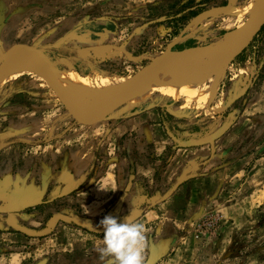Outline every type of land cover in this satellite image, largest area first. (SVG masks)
Returning a JSON list of instances; mask_svg holds the SVG:
<instances>
[{
    "label": "rangeland",
    "instance_id": "obj_1",
    "mask_svg": "<svg viewBox=\"0 0 264 264\" xmlns=\"http://www.w3.org/2000/svg\"><path fill=\"white\" fill-rule=\"evenodd\" d=\"M261 1L0 0V64L5 52L13 45L43 48L57 73L67 75L76 71L92 85L94 91L102 93L111 86H120L132 79L167 50L207 45L224 39L249 20ZM62 40H65L63 46L54 48ZM219 60L224 63V60ZM207 79L205 86L214 89L209 103L189 100L168 88L157 91L138 105L127 108L126 104L105 122L142 111L149 112V109L162 114L168 125L176 122L170 127L177 134V141L167 151L148 156L149 161L160 169L158 184L163 187V193L181 176L172 177L171 171L165 175L166 167L172 164L175 149L191 145L203 150L207 157L212 149L209 139L227 126L226 132L215 141L216 164L212 169L224 172L223 181L210 200L212 205L191 221L188 228L192 232L181 234L182 244L186 246L183 248L181 244L177 247H182L181 250L174 252L166 248L156 264H190L195 261L193 256L197 247L209 244L212 252L215 247L220 249L214 251V255L222 260L218 264H225L230 258L235 264H240L247 257L253 258L252 261L249 259V264H264V204L253 207V218L252 214L247 215L243 211L227 213L231 221L221 217L227 202L240 204L241 201H237L239 194L256 193L257 179L264 172V29L241 56L223 70L222 76L211 74ZM169 110L180 115L181 119L173 121L171 118L176 117L169 114ZM28 114L33 115L29 117ZM3 116L19 120L18 124L26 129V135L18 139L9 135L11 129L8 128L14 127L12 124L15 122H6L2 128L0 142L7 143L8 147L12 142L17 143L13 144V154L25 147L32 151V147L50 137L58 136L62 143L69 135L73 140H79L82 135H76V129H84L88 133L83 135L93 136L90 145L94 140L100 143L106 138L102 133L106 123L94 126L79 124L69 115L53 88L33 68L4 83L0 91V117ZM20 117L25 119H18ZM111 126L114 124L110 123ZM52 130L54 133L49 135ZM37 133H41V137ZM60 136L63 137L61 140ZM68 143L74 144L72 140L64 144ZM107 147L109 145H102L100 149L103 152ZM30 151L25 153L32 158L35 152ZM28 167L31 166L24 168ZM216 208L220 211H215ZM234 222L235 228L246 229L234 235L233 244L226 254L223 251L225 247H222L221 228H232L231 223ZM4 229L7 228H0V264L111 262L110 258H101L98 249L91 248V243L85 248L66 247L74 234L68 228L56 230L52 237L49 234L53 228H30L32 232L42 234L39 238L21 235L17 230H8L10 234H6ZM156 242L153 244H159V239ZM149 249L147 244L143 264L149 257ZM177 252L178 261L173 262Z\"/></svg>",
    "mask_w": 264,
    "mask_h": 264
},
{
    "label": "crops",
    "instance_id": "obj_2",
    "mask_svg": "<svg viewBox=\"0 0 264 264\" xmlns=\"http://www.w3.org/2000/svg\"><path fill=\"white\" fill-rule=\"evenodd\" d=\"M74 39L75 37L72 38ZM155 111L149 109V112L142 111L101 122L106 123L102 128L106 138L100 143L94 140L93 145L89 144L93 136L83 135L88 133L84 129L74 130L76 135H82L79 140H73L72 135L66 137L64 143L72 140L74 144H64L58 141V136L50 137L43 140L44 143L32 147V151L25 147L19 152L17 149L16 154L12 151L13 144L17 143L12 142L8 147L7 143L0 142V228H7L3 233L10 234V231H14L13 224L28 230L53 228L49 234L51 237L56 230L68 228L74 234L66 247L85 248V245L91 246V243L92 249H98L102 245L103 235L99 221L106 215L120 219L129 215L136 222L144 224L145 247L148 244L150 248L159 239L160 243L155 245L168 248L171 252L184 248L186 245L182 244L181 234L185 231L192 232L188 228L191 221L208 211L209 205H212L210 200L215 197L223 181L224 170L212 169L216 164L215 151L211 150V154L205 157L203 150H198L197 147H177L171 158L172 164L166 167L165 175L171 171L172 177L181 176L163 193V187L158 184L160 169L149 161L148 156L165 152L172 147L170 145L177 141V134L170 125H176L173 121H178L181 117H172L173 123L168 125L164 116ZM32 115L28 114L29 117ZM18 119L23 120L25 117ZM18 121L0 117V132L6 122H15V125L12 124L14 127L8 128L11 129L9 135H15L18 139L19 136H25L26 129ZM110 123L114 124L111 128ZM52 133L54 130L49 135ZM37 135L41 137V133ZM62 138L60 136L59 140ZM102 145H109L110 148L107 147L102 152ZM28 151L35 152L32 158L25 153ZM25 166L31 167L25 169ZM261 174L262 177L257 179L256 193H238L240 196L237 201L240 200L241 203L227 202L223 206L225 212L222 219L229 221V212L243 211L247 215L252 214L254 206L264 204V172ZM181 178L185 180L171 196L163 200ZM215 211L220 210L216 208ZM231 226L232 228H221L225 253L233 244L234 235L243 233L246 229L235 228L236 222L231 223ZM181 244L182 247L177 249ZM209 245L197 247L193 256L195 261L192 260L190 264H218L222 261L214 255V251L220 250L219 247H215L212 252L210 250L213 248ZM178 255L177 252L173 262L178 261ZM249 259L253 260L252 257H247L240 264H249ZM225 264L235 263L230 258Z\"/></svg>",
    "mask_w": 264,
    "mask_h": 264
},
{
    "label": "water",
    "instance_id": "obj_3",
    "mask_svg": "<svg viewBox=\"0 0 264 264\" xmlns=\"http://www.w3.org/2000/svg\"><path fill=\"white\" fill-rule=\"evenodd\" d=\"M257 9H259L257 11ZM257 9L253 12L249 20L238 30L233 32L232 37H226L220 41H216L207 45L187 47L180 50H167L154 58L147 66H145L139 73L132 79L120 84L118 88L113 91L108 103L103 108L102 112H95L92 116H85L89 121H84L79 118L82 113L71 103V97L60 88L57 83L56 69L47 55V51L43 48L30 46L26 44H16L10 47L4 54L3 62L0 64V78L7 68V66L14 61L28 60L33 62L35 72L40 77L44 78L48 84L53 88L69 115L75 119L79 124L85 126H93L101 122H105L112 113L118 111L127 104L128 99L137 91L138 87L146 82L150 75L159 68L174 65L176 62H188L198 59H209L216 57L217 59L224 60V70L226 67L250 45L254 38L259 34L264 27V0L261 1ZM257 11V12H256ZM71 34H74L73 32ZM62 40L58 42L54 48H61L63 46ZM169 114L180 118L174 111L169 110ZM83 116V115H82ZM227 126L218 130L209 142L211 144L212 152L215 151V141L226 130ZM185 180L181 178L176 185L163 197V200L171 196L177 187ZM15 230L29 236H38L39 233L32 232L27 228L20 225L13 224ZM149 257L144 264H156L161 257L165 254L166 248L158 247L154 244L150 246ZM38 264H45L39 262ZM111 264V263H108Z\"/></svg>",
    "mask_w": 264,
    "mask_h": 264
},
{
    "label": "bare ground",
    "instance_id": "obj_4",
    "mask_svg": "<svg viewBox=\"0 0 264 264\" xmlns=\"http://www.w3.org/2000/svg\"><path fill=\"white\" fill-rule=\"evenodd\" d=\"M242 26L243 24L237 30ZM232 35L233 33L226 36V39L230 40ZM211 58L216 57H210L208 61H204V59L180 63L178 61L174 65L157 69L128 99L127 108L138 105L157 91L168 88L185 95L189 100L209 103L212 99L210 94L214 89L205 86L207 78L211 74L222 76L224 70V63L219 59L214 60ZM30 68L35 69L33 62L28 60L22 59L20 62L14 61L10 63L0 78V91L6 81L14 79L17 75ZM56 76L58 85L66 95L71 97V103L83 115H79V118L84 121H89L85 116H92L95 112H102L113 91L119 87V85L111 86L105 92L100 93L94 91L92 85L79 76L76 71H72L67 75L60 72L56 73Z\"/></svg>",
    "mask_w": 264,
    "mask_h": 264
},
{
    "label": "clouds",
    "instance_id": "obj_5",
    "mask_svg": "<svg viewBox=\"0 0 264 264\" xmlns=\"http://www.w3.org/2000/svg\"><path fill=\"white\" fill-rule=\"evenodd\" d=\"M103 230L101 258H110L112 264H143L146 237L143 223L127 215L123 219L106 215L99 221Z\"/></svg>",
    "mask_w": 264,
    "mask_h": 264
},
{
    "label": "trees",
    "instance_id": "obj_6",
    "mask_svg": "<svg viewBox=\"0 0 264 264\" xmlns=\"http://www.w3.org/2000/svg\"><path fill=\"white\" fill-rule=\"evenodd\" d=\"M263 29H264V27L262 28V30H261V32L263 31ZM261 32H259V33H261ZM259 35V34H258ZM245 51V50H244ZM243 53V52H242ZM241 56V54L239 55V57ZM69 60H71V58H68ZM72 62H73V60H71ZM75 68L76 69H78V67L77 66H75Z\"/></svg>",
    "mask_w": 264,
    "mask_h": 264
}]
</instances>
